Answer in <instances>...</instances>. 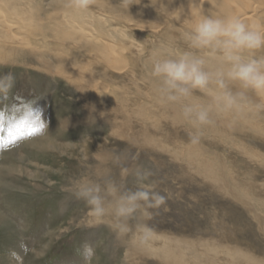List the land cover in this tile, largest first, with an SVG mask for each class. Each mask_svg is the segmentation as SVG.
Here are the masks:
<instances>
[{"label": "rangeland", "instance_id": "obj_1", "mask_svg": "<svg viewBox=\"0 0 264 264\" xmlns=\"http://www.w3.org/2000/svg\"><path fill=\"white\" fill-rule=\"evenodd\" d=\"M2 2L0 75L16 79L0 102V264H264V92L214 109L192 144L149 74L173 49L216 68L219 54L190 49L185 33L200 14L264 31V1L90 0L79 18L69 0ZM84 15L96 40L78 32ZM5 21L30 44L7 39ZM215 92L183 103L213 105ZM34 123L43 128L30 135ZM81 179L121 193L143 181L166 203L117 227L111 210L93 216L77 198Z\"/></svg>", "mask_w": 264, "mask_h": 264}, {"label": "clouds", "instance_id": "obj_2", "mask_svg": "<svg viewBox=\"0 0 264 264\" xmlns=\"http://www.w3.org/2000/svg\"><path fill=\"white\" fill-rule=\"evenodd\" d=\"M90 0H69L68 7L86 10ZM185 41L190 49L208 50L219 54L221 63L214 69L208 68V58L190 51L173 49L166 55L153 59L150 76L157 81V92L168 103L179 105L182 118L193 131L190 142L198 144L201 130L210 125L212 112L227 113L239 108L246 99L248 90L264 92V57L245 56V51L264 49V31L250 27L239 17H216L200 14L191 31L185 33ZM15 76L13 73L0 75V102L11 92ZM230 84H238L239 91H233ZM215 86L213 105L183 103L195 90L209 92ZM33 107L35 101H27ZM146 171L144 177L150 176ZM77 198L83 199L90 214L104 216L111 210L117 227L138 209L159 208L167 197L154 190V186L139 181L136 189L119 192L114 185H104L81 179L75 191Z\"/></svg>", "mask_w": 264, "mask_h": 264}, {"label": "bare ground", "instance_id": "obj_3", "mask_svg": "<svg viewBox=\"0 0 264 264\" xmlns=\"http://www.w3.org/2000/svg\"><path fill=\"white\" fill-rule=\"evenodd\" d=\"M1 2L3 1H5V0H0ZM254 1V0H253ZM264 1V0H263ZM2 2V3H3ZM192 2V1H191ZM170 4V3H169ZM168 5V4H167ZM189 9V8H188ZM230 12V11H229ZM12 15H13V17L15 16V13H11ZM66 14L67 15H69V16H71L72 18H79V16H80V14H78V13H76V11L74 10V9H70V10H68L67 12H66ZM190 17H191V15H190ZM95 19V22H96V17H94ZM254 18V17H253ZM86 20L89 22L90 20H92V19H90V18H88V16L87 15H84V16H82V17H80V19H79V23H81L80 25H79V29H78V32L80 31V32H84V31H86L88 34H89V37L91 38V39H93V40H96V38L93 36V33L90 31V30H87L86 28H84V25L85 24H90V23H88V22H86ZM105 20V19H104ZM11 21H13V20H11ZM10 21V22H11ZM107 21H110L109 19H107ZM8 22L9 21H5V24H3V25H5V27H6V31L11 35V37L10 38H7V39H10V41L11 42H16V43H19V44H21V43H24V44H27L28 45V42H29V44H30V41H28V39H27V43H25V38H20L15 32H10L9 31V28H8ZM194 22V21H193ZM186 25V24H185ZM191 25V24H190ZM1 28V27H0ZM115 27H113V29H114ZM2 29V28H1ZM109 29H111V28H109ZM5 30V29H4ZM112 30V29H111ZM119 30V29H118ZM1 32V31H0ZM77 32V33H78ZM110 32V31H109ZM113 32H115V31H113ZM122 32V31H121ZM1 33H3V32H1ZM118 33V32H117ZM89 38V39H90ZM18 39L20 40V42L18 41ZM25 39V40H24ZM93 42V41H92ZM101 44V46H102V43H100ZM23 45V44H22ZM106 45H108V47L110 48L111 46L109 45V44H106ZM139 242V241H138ZM133 244L135 245V246H137L138 244L137 243H134V241H133Z\"/></svg>", "mask_w": 264, "mask_h": 264}, {"label": "snow or ice", "instance_id": "obj_4", "mask_svg": "<svg viewBox=\"0 0 264 264\" xmlns=\"http://www.w3.org/2000/svg\"><path fill=\"white\" fill-rule=\"evenodd\" d=\"M43 128V125L42 124H35L33 125V127L31 128V131H30V135H34L36 133H38L39 131H41V129Z\"/></svg>", "mask_w": 264, "mask_h": 264}]
</instances>
